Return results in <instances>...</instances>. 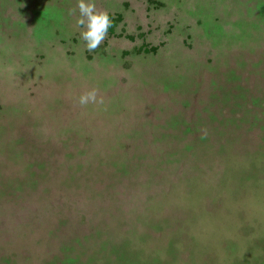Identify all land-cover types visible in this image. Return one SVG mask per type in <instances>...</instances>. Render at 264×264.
I'll return each mask as SVG.
<instances>
[{
  "label": "rangeland",
  "instance_id": "rangeland-1",
  "mask_svg": "<svg viewBox=\"0 0 264 264\" xmlns=\"http://www.w3.org/2000/svg\"><path fill=\"white\" fill-rule=\"evenodd\" d=\"M94 2L0 0V264H264V0Z\"/></svg>",
  "mask_w": 264,
  "mask_h": 264
},
{
  "label": "clouds",
  "instance_id": "clouds-1",
  "mask_svg": "<svg viewBox=\"0 0 264 264\" xmlns=\"http://www.w3.org/2000/svg\"><path fill=\"white\" fill-rule=\"evenodd\" d=\"M77 8L80 16L77 19V26H83L81 38L85 41L89 51L96 50L106 39L109 28L112 26V20L106 10H99L94 0H77ZM76 9H72L74 14ZM76 103L80 107H85L90 103L103 104V97L99 96L95 88L83 91L78 96Z\"/></svg>",
  "mask_w": 264,
  "mask_h": 264
}]
</instances>
